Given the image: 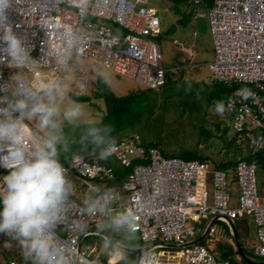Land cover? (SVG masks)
<instances>
[{
    "label": "built area",
    "instance_id": "obj_1",
    "mask_svg": "<svg viewBox=\"0 0 264 264\" xmlns=\"http://www.w3.org/2000/svg\"><path fill=\"white\" fill-rule=\"evenodd\" d=\"M8 15L28 50L29 60L16 66L0 57V104L9 94L14 74L26 82L34 81L36 74L62 79L73 56L130 78L146 90L156 91L166 85L167 69L155 41L160 21L149 8V0H11ZM208 27L214 45L211 81L241 86L226 103L235 142L244 146L248 154H242L233 169L238 207H229V171L213 170L198 160L165 156L159 147L144 143L139 136L120 140L114 143L110 155L118 170L81 155L75 161L71 158L69 163H62L68 176L85 183L79 201L70 197L68 212L70 218L84 219L86 229L73 234L58 227L56 232L77 254L76 264H103L96 245H82L85 238L97 235L96 223L100 219L82 215V199L89 186L115 182L123 174L126 181L116 192L118 199L112 208L132 210L136 217L132 233L143 243L173 245L177 249L164 260L148 253L152 264H231L202 244L192 242L205 220L235 223L242 221L246 212L252 214L255 225L254 254L264 258V203L257 197V164L246 160L264 154V146L257 148L253 144L258 141L264 145V0H213ZM60 57H64L63 64ZM240 89L251 94L245 98ZM27 130L33 137L28 126ZM25 146L30 147V139L25 140ZM7 171L0 168V176ZM208 183L212 186L211 196ZM121 196H126L125 202ZM216 236L212 224L206 237ZM5 237L0 234V240Z\"/></svg>",
    "mask_w": 264,
    "mask_h": 264
},
{
    "label": "clouds",
    "instance_id": "obj_2",
    "mask_svg": "<svg viewBox=\"0 0 264 264\" xmlns=\"http://www.w3.org/2000/svg\"><path fill=\"white\" fill-rule=\"evenodd\" d=\"M11 0H0V57L10 65L21 66L28 62L29 53L14 24L8 9ZM69 45L72 40L69 38ZM61 64L64 57L59 58ZM104 79V74L100 73ZM9 94L0 104V168L7 174L0 176V234L8 237L4 247L15 241L25 264H76L77 254L65 241L58 238V227L67 232H83L84 219L69 217L70 197L74 191L67 169L61 163L59 151L69 141L63 134V125L75 126L83 115L80 103L65 98L67 85L57 78L36 74L34 81L26 82L19 74L11 77ZM245 98L247 89L239 90ZM215 111L222 114L225 104L214 102ZM26 122L42 134L30 137ZM109 125L87 121L79 137L80 149L73 151L72 160L89 147L100 159L112 155L114 140ZM30 139V147L25 140ZM257 148L264 146L253 141ZM118 194L111 188L99 190L89 186L81 201L82 215L99 217V232H125L134 230L136 217L128 208L113 209ZM110 253L123 257L122 245L110 241ZM152 257L145 254L138 264H152Z\"/></svg>",
    "mask_w": 264,
    "mask_h": 264
},
{
    "label": "rangeland",
    "instance_id": "obj_3",
    "mask_svg": "<svg viewBox=\"0 0 264 264\" xmlns=\"http://www.w3.org/2000/svg\"><path fill=\"white\" fill-rule=\"evenodd\" d=\"M149 8L160 21V37L156 42L162 51L163 66L167 69L166 85L156 91L146 90L130 78L119 76L112 70L82 57L73 56L61 80L68 87L65 102L72 100L80 103L83 115L75 126L67 123L63 125V134L69 143L59 151L61 161L67 160L66 163H69L72 158V144L76 142L75 130H79L89 120L98 124L107 115L104 101L96 95V83L98 77H101L100 73L104 74L103 80L116 97L144 91L147 98L145 102L135 105L138 122L134 126L110 134L114 142L139 136L144 143L159 147L167 156L193 153L203 157L205 163L212 165V168L228 161L236 162L242 154L247 156L244 146L240 147L235 142L236 134L230 115L227 112L218 114L214 105L208 103L214 84L211 81L214 45L208 27V12L207 31L202 33L198 31L194 17L184 21L191 12L188 6H176L170 0H149ZM71 96H86L88 100H73ZM26 125L33 137L42 134L34 127V122H26ZM87 154L84 157L90 161L98 159L103 165L115 163L111 156L100 159L96 152L90 151ZM229 174V207L237 208L238 190L234 171L229 170ZM255 179L257 197L263 201L264 173L259 168L255 172ZM211 194L212 190H209V196ZM205 225L199 229L203 230ZM215 228L218 235L227 233V227L219 221L215 223ZM235 228L247 258L255 263H264V258L254 254L257 237L252 214L246 212L244 221L237 222ZM6 240L8 237L0 240V264H25L16 242L12 241L5 248ZM96 241L88 238L84 245ZM202 245L210 252L217 249L223 253L228 251V245H223L214 238L205 239Z\"/></svg>",
    "mask_w": 264,
    "mask_h": 264
},
{
    "label": "trees",
    "instance_id": "obj_4",
    "mask_svg": "<svg viewBox=\"0 0 264 264\" xmlns=\"http://www.w3.org/2000/svg\"><path fill=\"white\" fill-rule=\"evenodd\" d=\"M170 1L173 2L176 6L182 4L184 6H188L191 8V12L187 14V17L184 18V21L187 19L191 20L193 17L195 18V9L193 6L190 5L191 0H170ZM203 3H204L206 10H209L213 4V0H203ZM159 37H160V34L159 36L155 38V41H157ZM240 87L241 86L236 85V84L232 86H226L223 84L214 83L212 86L211 95L208 98L209 105H214V102L216 101H222L225 104L224 112L226 113L227 112L226 103L228 99L231 97L234 90ZM96 88H97V93H96L97 98H101L104 101L106 110H107V115L103 118V120H101V122L98 123V125H109L112 129L110 134H112V133L121 132L127 129L128 127H132L138 122V114L135 110V105L141 102H145L147 100L146 94L144 91H141L140 93H137V94H131L128 96H124V97H116L110 91L108 85L101 77H98L97 79ZM71 99L80 100V101L88 100L86 96H81V97L71 96ZM85 126L86 125L82 126L81 128H79V130H75L76 131V135H75L76 142L72 144L73 151L80 149L78 140ZM90 151L95 152L89 147L88 149L82 151L80 155L83 157L87 156L88 155L87 153ZM163 154L167 156L165 153ZM168 157H177V158H181L184 160H198L201 162H205V159L203 157H198L197 155L193 153H183L180 156L173 155V156H168ZM246 160L249 162L255 161L257 164V167H262L264 169V154H261V153L255 154L253 156L246 158ZM66 161L67 160L63 162L61 161V163H66ZM235 165H236V162L228 161L226 163L218 164L214 166L213 168L211 165L210 168H212L213 170L229 171V170H233ZM125 178L126 176L123 174L121 177L117 179L116 182L108 184L106 188L118 189L120 187V184L125 180ZM229 237H230V241L233 243L232 237L231 236ZM94 239H96L99 243L105 242L108 245H110L109 242H107L100 236H94ZM113 239L127 247L134 248V247H140L143 245V243L140 241L138 237L137 238L136 237H125V238H119V239L114 237ZM227 247H228V251L226 253H223V252L220 253L223 259L228 260L231 264H247L242 259H240L234 244H232V246H227ZM235 257H237L239 261L236 260ZM139 258L140 256H137V255L123 253V257L116 264H137Z\"/></svg>",
    "mask_w": 264,
    "mask_h": 264
},
{
    "label": "crops",
    "instance_id": "obj_5",
    "mask_svg": "<svg viewBox=\"0 0 264 264\" xmlns=\"http://www.w3.org/2000/svg\"><path fill=\"white\" fill-rule=\"evenodd\" d=\"M202 2H203V0H202ZM204 4V3H203ZM206 9V8H205ZM207 12H208V10H206V14H207ZM128 139V138H127ZM242 156V155H241ZM244 157H246V156H244ZM91 161H97L99 164H101L100 162H99V160L98 159H91ZM114 161V160H113ZM115 162V161H114ZM101 165H103V164H101ZM104 166H108V167H112L113 169H116V170H118L119 169V166L116 164V162L114 163V164H111V163H107V164H105ZM115 167V168H114ZM257 168H259V169H261L262 171H263V173H264V169L262 168V167H257ZM125 176H126V174H124ZM69 177V179L71 180V182H72V184H73V188H74V191H73V193H72V196H71V198H73L74 200H77V201H79L81 198H82V193H81V189L85 186V183L83 182V181H81V180H78L75 176H73V175H69L68 176ZM126 181V178H125V180L120 184V187L118 188V189H112L115 193L116 192H120L121 191V189H122V184L124 183ZM235 181V180H234ZM116 182V181H115ZM110 183H113V182H107V183H97V184H94L93 185V187H95V188H97V189H99V190H103V189H105L106 187H107V185L108 184H110ZM207 190H208V192H209V190H212V186H211V184L210 183H208V185H207ZM238 194V193H237ZM122 197V201L123 202H125L126 201V196H121ZM259 201L261 202V203H264V198H263V201H261L260 199H259ZM245 218V217H244ZM242 221H244V219L242 220ZM216 222H218V221H214V223H213V221L212 220H205L203 223H202V225L203 224H206L205 225V228H203V230H200L199 231V234H198V236H197V238H196V240L198 239V238H200L201 236H203V234L206 232V230H207V228H208V226L211 224H214V226H215V223ZM241 222V221H240ZM222 224H224L226 227H227V233H224V235H222V234H220V235H218V233H217V230H216V238H214L215 240H217V241H219V242H222L223 243V245H228V246H232V244H234V246H235V248H236V245H235V242H234V238H233V236H232V232H231V228H230V225L229 224H225V223H223V222H221ZM237 222H235V223H233L234 224V227H235V224H236ZM201 225V226H202ZM235 230H236V228H235ZM236 233H237V230H236ZM135 233H131V234H128V233H125V232H123V231H121V232H111V231H105V232H100L99 234L97 233V235H95V236H100V237H102L104 240H106L107 242H109L110 243V241L108 240V239H111V240H113L114 242H117L116 240H114L113 238L115 237V238H125V237H138L139 239H140V237L136 234V235H134ZM229 236H231L232 237V239H233V243L230 241V237ZM88 238H94V236H89V237H87V238H85L84 239V241L82 242V245L84 246V247H87V246H92V245H96L97 247H98V249H99V251H100V260H101V262L103 263V264H116L122 257L120 256V255H113V254H111L110 253V245H108L107 243H105V242H102V243H99L98 241H96V242H92V243H90L89 245H84V242H85V240L86 239H88ZM207 238H209V237H205L201 242H200V244H202V242L205 240V239H207ZM140 241H141V239H140ZM195 241V240H194ZM142 242V241H141ZM143 243V242H142ZM122 245V244H121ZM123 247H127V246H124V245H122ZM149 246H152V245H147V244H145V243H143V245L142 246H140V247H134V248H145V247H149ZM127 248H133V247H127ZM242 248V247H241ZM175 250H177L176 248H175V246H173V245H164V246H161V247H158V246H154V247H151L150 248V250L147 252V253H145V254H148V253H155V254H157V255H159V257L162 259V260H164L165 259V257L167 256V254L169 253V252H174ZM242 250H243V248H242ZM236 251H237V249H236ZM243 252H244V250H243ZM123 253H126V254H130V253H127V252H125V251H123ZM213 254H215L216 256H218V257H220L221 259H223L222 257H221V252L219 251V249H217L216 251H214V252H212ZM237 253H238V251H237ZM145 254H141V255H137V256H140V257H142L143 255H145ZM244 254H245V252H244ZM131 255H136V254H131ZM239 255V254H238ZM246 256V255H245ZM240 257V256H239ZM247 257V256H246ZM140 259V258H139ZM241 259V258H240ZM161 260V261H162ZM224 260H226V259H224ZM237 260H238V258H237Z\"/></svg>",
    "mask_w": 264,
    "mask_h": 264
},
{
    "label": "water",
    "instance_id": "obj_6",
    "mask_svg": "<svg viewBox=\"0 0 264 264\" xmlns=\"http://www.w3.org/2000/svg\"><path fill=\"white\" fill-rule=\"evenodd\" d=\"M190 5L193 6L195 9V21L197 22V25H198V31L205 33L207 31L206 9H205V6H204L202 0H191ZM229 225H230L232 236L234 238L236 249L238 251L240 258L244 262H246L247 264H264V263H255L245 256V254L241 248V245L239 243L238 236H237L233 222L229 221ZM210 227H211V224L208 226V228H207L206 232L203 234V236H201L197 240L193 241L192 244L200 243L206 237L207 232H208ZM99 233L100 232L98 231V234ZM108 240L111 242H114L111 239H108ZM154 246L155 245L145 247V248H127V247L122 246V248H123V251H125L127 253L141 255V254L147 253L150 250V248L154 247Z\"/></svg>",
    "mask_w": 264,
    "mask_h": 264
}]
</instances>
